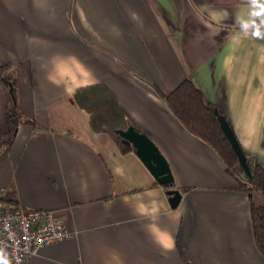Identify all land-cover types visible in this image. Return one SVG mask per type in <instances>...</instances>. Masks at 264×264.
I'll use <instances>...</instances> for the list:
<instances>
[{
  "label": "crops",
  "instance_id": "crops-1",
  "mask_svg": "<svg viewBox=\"0 0 264 264\" xmlns=\"http://www.w3.org/2000/svg\"><path fill=\"white\" fill-rule=\"evenodd\" d=\"M3 62L25 120L0 154L2 197L72 232L26 264H264L248 194L162 97L190 78L264 165V0H0ZM93 83L163 154L176 207L135 150L91 127L74 91ZM10 99L0 81V130Z\"/></svg>",
  "mask_w": 264,
  "mask_h": 264
},
{
  "label": "trees",
  "instance_id": "trees-1",
  "mask_svg": "<svg viewBox=\"0 0 264 264\" xmlns=\"http://www.w3.org/2000/svg\"><path fill=\"white\" fill-rule=\"evenodd\" d=\"M190 1L199 6L217 4L220 0ZM0 81L8 87L11 97L6 107L5 127L0 130L1 154L9 148L18 125L25 119L15 100L16 80L11 63H0ZM162 97L186 129L214 148L227 171L237 180V187L248 194L254 242L264 254V165L245 154L250 174L245 173L229 140L220 128L214 111L217 107L205 99L202 91L190 78L182 79L170 92L162 94ZM74 98L88 115L89 123L95 131L110 134L123 152L135 150L132 144L122 141L119 131L129 126L143 131L128 116L116 96L106 86L101 83L80 86L75 89ZM228 123L231 126L229 121ZM162 186L166 191L177 189L180 192L173 181ZM12 205L18 206L15 203Z\"/></svg>",
  "mask_w": 264,
  "mask_h": 264
},
{
  "label": "built area",
  "instance_id": "built-area-1",
  "mask_svg": "<svg viewBox=\"0 0 264 264\" xmlns=\"http://www.w3.org/2000/svg\"><path fill=\"white\" fill-rule=\"evenodd\" d=\"M71 235L50 210L14 206L0 191V264H26L40 247Z\"/></svg>",
  "mask_w": 264,
  "mask_h": 264
},
{
  "label": "water",
  "instance_id": "water-1",
  "mask_svg": "<svg viewBox=\"0 0 264 264\" xmlns=\"http://www.w3.org/2000/svg\"><path fill=\"white\" fill-rule=\"evenodd\" d=\"M214 111L220 128L224 132L237 155L238 162L242 166L245 173L249 175L250 170L246 163L245 153L243 152L231 126L229 125L227 118L217 108H215ZM119 134L121 135L123 142L132 144L135 149V153L160 184H168L173 181L172 173L167 160L159 151L153 140L145 132H140L132 126H129L127 129L120 130ZM166 193L169 196L168 201L171 207H176L180 201L181 193L177 189H168Z\"/></svg>",
  "mask_w": 264,
  "mask_h": 264
}]
</instances>
